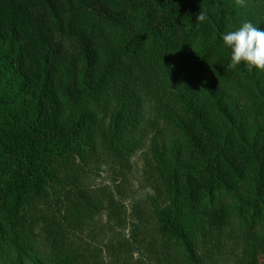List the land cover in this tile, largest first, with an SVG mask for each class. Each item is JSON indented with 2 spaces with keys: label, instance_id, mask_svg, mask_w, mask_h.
<instances>
[{
  "label": "trees",
  "instance_id": "trees-1",
  "mask_svg": "<svg viewBox=\"0 0 264 264\" xmlns=\"http://www.w3.org/2000/svg\"><path fill=\"white\" fill-rule=\"evenodd\" d=\"M246 21L264 0H0V264H264V71L221 39Z\"/></svg>",
  "mask_w": 264,
  "mask_h": 264
},
{
  "label": "clouds",
  "instance_id": "clouds-1",
  "mask_svg": "<svg viewBox=\"0 0 264 264\" xmlns=\"http://www.w3.org/2000/svg\"><path fill=\"white\" fill-rule=\"evenodd\" d=\"M204 18L200 13L197 20ZM221 39L230 49L228 68H235L243 62L249 70L264 71V30L246 21L238 29L222 33Z\"/></svg>",
  "mask_w": 264,
  "mask_h": 264
},
{
  "label": "rangeland",
  "instance_id": "rangeland-1",
  "mask_svg": "<svg viewBox=\"0 0 264 264\" xmlns=\"http://www.w3.org/2000/svg\"><path fill=\"white\" fill-rule=\"evenodd\" d=\"M148 153V147L144 145L136 150V153L132 157L130 183L128 186L130 187L129 194L134 195L135 198H144L145 193H152L150 180L145 168V159L149 155ZM110 173L108 169L101 171L98 183L112 185ZM131 210L130 206L129 213L132 212ZM129 220L132 221V218Z\"/></svg>",
  "mask_w": 264,
  "mask_h": 264
}]
</instances>
